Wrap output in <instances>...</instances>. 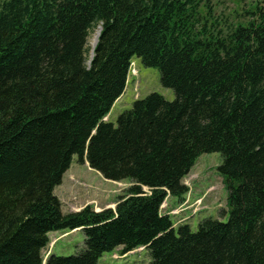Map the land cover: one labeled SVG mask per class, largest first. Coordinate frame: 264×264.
Masks as SVG:
<instances>
[{
    "label": "trees",
    "instance_id": "1",
    "mask_svg": "<svg viewBox=\"0 0 264 264\" xmlns=\"http://www.w3.org/2000/svg\"><path fill=\"white\" fill-rule=\"evenodd\" d=\"M251 7L233 23L211 0H0V264H43L59 230L83 244L45 264L118 248L149 264H264V0ZM133 58L175 98L151 93L114 126L103 120ZM204 153L221 155L228 220L173 227L161 206L182 201ZM74 156L130 181L113 209L62 213L53 192Z\"/></svg>",
    "mask_w": 264,
    "mask_h": 264
},
{
    "label": "rangeland",
    "instance_id": "2",
    "mask_svg": "<svg viewBox=\"0 0 264 264\" xmlns=\"http://www.w3.org/2000/svg\"><path fill=\"white\" fill-rule=\"evenodd\" d=\"M211 2L216 16L227 19L228 22L243 23L248 20V14L243 16V12L255 4L256 0H211ZM98 28L99 26L89 34L87 39L88 61L92 57L95 47L92 46V42ZM151 93H156L169 102L175 98L171 89L161 85L157 69L144 67L140 59L133 58L124 92L112 105L106 121L115 126L117 117L131 109L134 101L143 99ZM221 162L219 153L201 154L190 172L181 181L187 188L182 201L170 196L166 198L161 206V213L171 217L173 226L187 224L194 232L198 224L207 218L227 222V191L217 170ZM129 185V180L115 182L104 179L97 171L92 170L86 161L79 164L77 157L74 156L61 184L55 187L53 193L59 200L64 214L77 212L88 205L97 212L114 208L118 196L123 195ZM48 237L49 244L42 251L44 260L49 255H72L83 244V234L79 230L53 231ZM119 250L120 248L104 253L96 264L150 263L149 252L145 249L135 250L123 256Z\"/></svg>",
    "mask_w": 264,
    "mask_h": 264
},
{
    "label": "bare ground",
    "instance_id": "3",
    "mask_svg": "<svg viewBox=\"0 0 264 264\" xmlns=\"http://www.w3.org/2000/svg\"><path fill=\"white\" fill-rule=\"evenodd\" d=\"M99 33H100V27L98 28V30H97V32H96V37H95V39H94L93 42H92V46H93V47H94L95 44H96V41H97V38H98Z\"/></svg>",
    "mask_w": 264,
    "mask_h": 264
},
{
    "label": "water",
    "instance_id": "4",
    "mask_svg": "<svg viewBox=\"0 0 264 264\" xmlns=\"http://www.w3.org/2000/svg\"><path fill=\"white\" fill-rule=\"evenodd\" d=\"M145 188H143V190H144Z\"/></svg>",
    "mask_w": 264,
    "mask_h": 264
}]
</instances>
